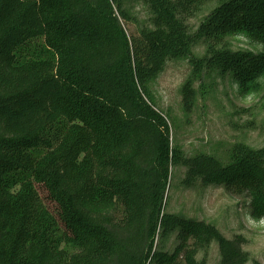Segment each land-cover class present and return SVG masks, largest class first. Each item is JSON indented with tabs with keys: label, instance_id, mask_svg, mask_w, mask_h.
I'll list each match as a JSON object with an SVG mask.
<instances>
[{
	"label": "trees",
	"instance_id": "obj_1",
	"mask_svg": "<svg viewBox=\"0 0 264 264\" xmlns=\"http://www.w3.org/2000/svg\"><path fill=\"white\" fill-rule=\"evenodd\" d=\"M125 1L0 0V264H149L160 227L175 225L181 244L165 264H200L212 232L221 264H244L241 240L164 214L177 157L149 86L168 59L188 56L257 92L264 0H140L152 17L137 36L123 25ZM209 2L189 35L185 14ZM237 35L262 50L223 43ZM195 36L209 42L203 59L192 53ZM183 100L192 107L191 83ZM187 161L191 176L247 196L251 216L264 218V149L237 146L226 165Z\"/></svg>",
	"mask_w": 264,
	"mask_h": 264
},
{
	"label": "rangeland",
	"instance_id": "obj_2",
	"mask_svg": "<svg viewBox=\"0 0 264 264\" xmlns=\"http://www.w3.org/2000/svg\"><path fill=\"white\" fill-rule=\"evenodd\" d=\"M214 6L215 3L209 2L190 15L185 14L189 35L196 34ZM124 8L131 17L130 21L123 22L129 35L137 36L150 26L152 12L146 3L126 0ZM208 43L203 37L195 36L192 47L195 58L205 57ZM223 43L235 52L262 50L259 43L243 35L228 37ZM188 83L194 91L191 108L185 107L183 100L184 86ZM260 84L257 92L243 94L230 73L197 69L191 57L184 56L168 59L149 86L153 104L170 123L171 147L177 157L170 168L164 214L181 222H204L227 240H241L244 264H264V218L251 216L247 196L229 192L222 186L205 184L200 178L191 176L187 160L207 155L226 165L237 146L254 151L264 149V79ZM40 192L46 196L43 189ZM178 228L175 225L164 233L160 227L154 243L157 257L149 264L167 263V256L173 255L181 244ZM192 243L190 240L188 244ZM195 258L200 264L222 263L213 232L199 245Z\"/></svg>",
	"mask_w": 264,
	"mask_h": 264
}]
</instances>
